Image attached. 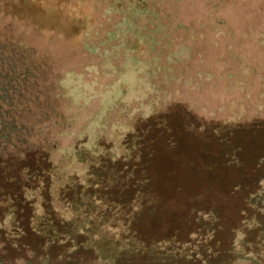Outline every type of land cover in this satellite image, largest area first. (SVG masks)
<instances>
[{
    "label": "rangeland",
    "instance_id": "rangeland-1",
    "mask_svg": "<svg viewBox=\"0 0 264 264\" xmlns=\"http://www.w3.org/2000/svg\"><path fill=\"white\" fill-rule=\"evenodd\" d=\"M67 2L77 34L57 17L43 34L0 13L1 45L25 47L34 70L21 121L55 149L51 179L27 187L109 247L104 257L119 243L145 250L102 262L79 235L47 252L27 240L12 260L157 264V244L158 264H264V0H140L131 15L127 4L109 14L102 0ZM77 150L102 152L124 179L92 180L99 171ZM93 189L96 203L74 215L71 202Z\"/></svg>",
    "mask_w": 264,
    "mask_h": 264
},
{
    "label": "trees",
    "instance_id": "trees-1",
    "mask_svg": "<svg viewBox=\"0 0 264 264\" xmlns=\"http://www.w3.org/2000/svg\"><path fill=\"white\" fill-rule=\"evenodd\" d=\"M73 1L83 4L82 0ZM102 3H104L101 4L103 13H116L123 8L126 9L123 5L127 4V10L129 11L127 13L131 15L132 12L137 10L140 0H102ZM67 4V0H0V13L10 20L24 23L32 30L43 34L50 28L48 24L52 25L53 18L57 17L61 25V27L58 26L59 28H64L67 24H70L75 29V34H77L79 27H76V25H82L81 19L72 18L69 12L73 11L67 7ZM89 11H92L91 8H89ZM87 26L88 24H85L82 28L86 30ZM91 32L92 30L88 29V34L82 38V44L86 48L93 44L91 42ZM28 53L25 47L18 49L17 44L9 47V44L1 45L0 43V264H37L35 262H25L24 260L23 262L22 260H12L15 252V254H19L21 248H27L26 246L23 247L22 244L27 240L43 243V248L47 252L48 247L69 242L74 244V237H79V235L86 236V242L82 246L83 250L93 253L102 262L108 258L115 263L119 261L122 255H125V257L128 255H143L144 243L134 241L133 244L119 243L118 252L112 253V257H104L106 251L110 249L109 247L104 248L103 242H98L90 237L91 232L87 235V232H81L83 229L76 228L75 222L77 221L75 218L68 219L64 216H58L57 218L56 215L54 216V210L51 209V204H49L52 201L48 200L47 202L48 193L44 194L41 187H27L30 180L36 181L40 186L45 178L50 177L51 179L55 169L53 164L50 163V158L55 149L44 148L46 140L44 139L42 142L35 140V137L32 136L34 129L25 128L21 121L22 116L20 115L24 113L25 109L29 108L31 102L28 89L30 81L34 77V70L25 66L31 58ZM150 121L147 120V122ZM152 124L155 128V124ZM74 153L79 160L85 159L86 162H89V171L94 169L99 171V176L96 173L91 175L92 180H101L102 177L103 182L112 183L111 186H113L119 180L124 179L122 175H118L113 171L110 172L103 166V162L111 160V158H105L101 154L102 152L97 156L82 154L80 150ZM173 161L180 162V160ZM181 168L179 167L182 171ZM102 172L104 174L101 175ZM43 176L44 179H42ZM85 191L88 190L85 189ZM91 191L87 192L88 195H85L84 190H82L76 196L77 202H71L70 209L74 215L77 212L80 217L81 214L87 213L88 209L87 211L85 209L88 204L96 203L95 199L99 195L93 193L94 189ZM59 198L60 193L56 199ZM53 216L58 220L57 225L52 222L54 220ZM106 222L107 220L101 221V224L104 225ZM78 223L87 227L86 222L82 223L80 221ZM40 245L38 244L39 247ZM115 245H118V242ZM70 247L72 249L75 245ZM150 252L154 255L158 264L161 260L160 256L163 254L160 247L155 244L150 247ZM49 257L46 253L37 256L38 264H50Z\"/></svg>",
    "mask_w": 264,
    "mask_h": 264
}]
</instances>
